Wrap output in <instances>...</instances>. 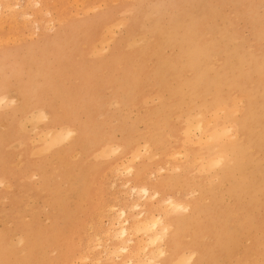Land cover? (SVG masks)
<instances>
[{
    "label": "rangeland",
    "instance_id": "1",
    "mask_svg": "<svg viewBox=\"0 0 264 264\" xmlns=\"http://www.w3.org/2000/svg\"><path fill=\"white\" fill-rule=\"evenodd\" d=\"M27 1L17 0L22 6ZM75 1L42 0L43 12L28 19H36L40 25L38 29L24 19H11L7 13L3 26L0 25L1 40L8 39V36L10 39L3 44L5 53L0 55V59H3L0 60L1 79L6 76L9 79H4L10 81L5 93L10 102L2 103L4 108L0 111V239H4L10 247L12 263L38 264L42 258L49 257L53 259L49 264H79L80 260L84 261L81 262L83 264H112L113 260L121 264L120 259L108 257L102 249V246L114 247L106 237L110 227L108 223L111 225L109 217L112 216L108 217V214H113L109 209L117 204L116 209L131 204L132 197L129 198L131 195L127 193L129 190L124 182L129 179L133 184H146V180L142 179L145 174L154 185L150 186L152 192L158 191L160 199L172 195L187 206L188 211H180L177 216L194 211L199 239L194 249L183 251L182 264H187L189 255L185 254L191 252L194 253L191 262L194 264L196 261L197 264H264V0ZM88 8L91 10L88 11ZM75 13L78 15L75 16ZM109 16L114 31L112 38L104 33L101 23L102 18ZM52 17L53 20H49ZM61 20L63 22L59 23ZM75 26H79V33L84 34H81L77 47L71 44L65 48L70 69L78 68L81 64L96 67L100 58L108 56L116 55L118 61L100 71L97 86L93 89L95 93H90L96 97L98 104L91 111L93 122L86 130L82 128L83 135L78 145L64 157L63 163H59L52 160L51 155L55 150L66 147L68 140L50 150L42 148V140H37L48 129L63 132L59 130L66 124L48 128L50 115L47 113L48 119L41 115L44 110L41 104L26 114L19 111L10 119L12 110L21 103L16 93L17 86L20 81L28 80V71L32 68L31 62H27L22 66V75L17 77L12 67L21 65L19 61L30 53V58H36L42 49L53 51L55 39L64 36L66 30ZM108 35L109 39H106ZM11 38L14 42H11ZM100 40L101 47L97 44ZM194 45H199L202 50L198 61L190 64L185 55L194 49ZM98 46L100 48H95ZM29 47L35 48V51L29 52ZM92 49L102 53L93 55ZM137 68L136 75L131 74L135 79H128L135 86L128 91L129 95L121 88L122 96L120 86L123 87L124 73ZM196 81L200 82L193 90L190 82ZM98 84L102 86L101 89ZM66 85L75 89L83 83L81 77L75 74L68 77ZM82 93L86 91L83 89ZM218 98L226 104L230 103V106L215 107L214 102ZM58 104L55 102L53 109L61 110ZM84 110L78 106V119L71 121V124H85L88 116ZM39 111L40 119L36 118ZM226 111L227 114L232 112L231 116L226 117ZM190 116L203 124L208 116H214L223 126L232 128L233 133L209 142L208 131L200 132L192 126L190 134L196 143L190 141L189 144L185 131H188L187 120ZM194 120L190 122L195 123ZM212 122H206L205 127L211 126ZM244 122L247 123L246 128H241ZM199 134L204 138L203 142L208 141L207 144L196 141L200 138ZM130 135H134L135 140L126 146ZM108 137H111L112 147L116 146L119 150L114 154L106 151L108 156L104 157L101 155V143ZM95 138L98 141L91 143ZM230 143H236L233 152L228 150ZM138 144H141L140 149ZM145 145H148L147 149ZM224 147L227 150L221 153L219 149ZM37 148H40V152ZM136 150L141 153L132 163L134 176L133 172L126 173L127 165L122 167L121 174L114 172L115 167L112 166H116V163L122 165ZM35 151L42 153L36 154ZM217 155L224 156L221 163L217 162ZM211 158L214 160L209 168L202 164V160L206 162ZM137 169L142 171L136 179ZM42 174L49 179L44 187L40 181ZM168 175H171L170 181ZM243 178L247 180V187L243 191L235 190ZM162 180L163 185L156 186ZM250 183L258 185L259 189L252 192L248 189ZM116 194L118 200L113 199ZM123 194L128 196L127 200ZM239 195L244 200L238 201ZM149 199L152 200V197ZM152 201L157 206V201ZM156 206L150 210L151 214L164 212L163 206ZM98 209L104 212L99 210L98 213ZM107 209L110 212L106 213ZM139 211L129 212L135 216ZM227 216L232 221L230 227L237 226L241 221L245 228L253 224H262L263 228L257 233L252 229L251 233L238 234L234 242L230 240L228 249L223 251L217 245L216 238ZM98 218L102 223L96 221ZM89 220H93L91 228ZM54 231H59V234L55 236ZM94 231H105L106 234L103 232L102 236L106 238L101 237L102 248L94 246L95 250L88 249L92 254L88 257L85 248L91 245L90 235H94L91 236V243H95L91 247L97 245L95 240L100 237V233ZM27 233L35 238V243L26 245L21 241ZM136 235L137 241L143 238L139 242L145 243L144 234ZM183 239L191 240L187 234ZM83 250L85 253L82 254ZM143 253L139 254H142L140 259L145 257ZM78 254L82 257L79 261ZM86 254L88 258L83 257ZM98 254H101V259L104 258L102 263L97 262L100 258ZM28 255H32L31 260ZM159 259L156 258L151 264Z\"/></svg>",
    "mask_w": 264,
    "mask_h": 264
},
{
    "label": "bare ground",
    "instance_id": "2",
    "mask_svg": "<svg viewBox=\"0 0 264 264\" xmlns=\"http://www.w3.org/2000/svg\"><path fill=\"white\" fill-rule=\"evenodd\" d=\"M116 1L117 0H115V1L112 0V2H114V3ZM76 2H77V0L75 1V3ZM42 6H43L42 0H34L33 2H31V0H28L26 5H24V6L20 5V3L17 2V0H14V1H12V0H0V25L3 24V22H4L3 19L5 16V13H7L6 15L11 17V19H14L16 21L19 18L24 19L27 22L29 21L30 23L35 24L36 25L35 28L38 29V28H40L38 21L36 19H34L32 21H30L28 19H33L37 13L43 12ZM81 6H82V4L79 7H81ZM33 7H35V8L38 7V8L34 9ZM97 7H101V6H97ZM93 8H95V6ZM93 8L91 7V9H93ZM91 9L88 8V11H90ZM46 12L48 13L47 10H46ZM77 15L75 13V16H77ZM49 20H53V17H52V19L50 18ZM60 22H63V21L61 20V21H59V23ZM101 23H102V28L104 29V33L111 35L112 32H114L113 28H112L113 26H112L110 16L102 18ZM9 27H11V26H9ZM66 32H67V34H65L64 36L61 35V36H59V38H56L54 42L52 41L54 43L53 45L55 46L53 48V51H51L50 49L49 50H45V49L43 50L42 49V50H40V52H41L40 55L37 56L36 58L33 57L34 59L30 58V56H32L31 55L32 53H30L27 56V58H24L20 61L18 60L19 64L21 63V65H19L17 68H16V66L12 67L13 74L17 77H20L22 75V71H23L22 66L27 65L28 64L27 62H29V63L31 62L30 66L32 68L29 69V71H28V80L27 81H20L18 86H17L16 93L19 95V97L21 99V103L18 104L16 109L14 108L12 110L11 115H10V119L14 118L15 115L19 111L23 114H26L30 110H33L34 108L39 106V104H41V106L44 110H42L43 111L42 114H41V111H39L40 113H37V115L41 114L45 119L46 118L48 119L47 113L50 115L49 123L47 124L48 128H51V127L55 128L57 125L66 124V126H62L61 130H59V128H58L59 132L62 130H63V132L58 133V132L53 131V129L52 130L48 129V130H46V132L40 134L38 137V140H37V141H39V139L42 140V148H45V150H50V149H52V147H56L60 142H65L66 140H68L67 145L65 144L66 147L55 150L53 152V154L51 155L52 160H57V161H59V163L60 162L63 163L65 161L64 157L66 158L68 156V154L72 151L73 147L75 145H78V140L83 135V129L82 128H84V130H86L87 127H89V124L93 122L92 116H91V111L93 110V107H97L98 104L96 101V97H92V95L90 93L91 92L95 93L93 91V89L95 86H97L96 79L99 77L100 71L109 67V66H112L113 63L118 61V58L116 57V55L113 57L108 56V57L100 58L97 61L98 65L96 67H93V66H90L87 64H81L80 66H78V68L74 67L73 70L70 69L69 65L67 64L69 57L65 53V48L67 45H71V44L73 45V47H77V45L79 43V39L82 36L81 34H84V33H81V34L79 33V26L76 28L72 27L70 30H66ZM110 35H108V37H105V38L109 39ZM11 36L13 38V35H11ZM15 36L16 35H14V40L16 39ZM29 36H30V33H29L28 37ZM112 36L113 35H111L110 37L112 38ZM12 38H11V42H14V40H12ZM22 38H24V36ZM101 40L103 41V39H101ZM101 40L99 41V43H97L100 45V47L103 46L102 44H100V42H102ZM9 41H10L9 36H8V39L6 38V39L1 40V38H0V55L5 53L6 47H4L3 44H7ZM17 41L19 42V39ZM133 42L134 41H132L131 43H133ZM106 44H107V42H106ZM19 45H21V44H19ZM14 47H16V46H14ZM100 47L98 46L95 48H100ZM29 50H30L29 52H31L33 50L35 51V48L29 47ZM200 50H202V48L199 45H194V49L186 53L185 57L187 58V60L189 61L190 64L192 62H195L196 60L198 61V56H199ZM98 51H100V50L96 51L99 54L100 52H98ZM96 52H95V49H92L93 55ZM0 60H3V59H0ZM11 64H10V66H11ZM138 69L139 68L134 69V70L130 69V71H127L126 73H124L125 79L122 82L123 87L120 86V92H121L122 96H124V93H123L124 90L127 92L131 91L133 89V87L135 86V84L131 83V81H129L128 79H135L133 76H131V74L136 75V72ZM4 70H6V69H4ZM11 73H12V71H11ZM11 73H8V74H11ZM75 74H78L81 77L83 85H80L78 88L76 87L75 89H72L71 87L66 85V82H67V79L70 75H75ZM4 78H6V76H4ZM4 78L1 79V73H0V111H3L2 108H4L1 106V104L5 103V102L7 103V101H8L5 93L7 92V90H6L8 88L7 82L9 81V80L7 81L6 79H9V78H6V79H4ZM16 79H18V78H16ZM55 79L57 81L54 82ZM199 82L200 81L190 82V87L193 90H195L196 85H198L197 83H199ZM10 87H11V85H10ZM10 87H9V89H10ZM98 87H99V89H101L102 86H100L98 84ZM121 88H122L123 92L121 91ZM83 89L86 91L85 94L82 93ZM129 93L130 92H128V95H129ZM84 95H86V96H84ZM11 101L15 102L14 99H11ZM237 101H239V100H236V102ZM8 102H10V101H8ZM55 102L59 103L58 105H60V107H62L61 110H59L58 108L53 109V107L55 106L54 105ZM146 104H148V103H146ZM236 104H238V103H236ZM79 105L81 108L85 109L84 111L88 117L84 121L85 124L74 125V124H71L72 123L71 121L78 119L77 108ZM223 105H225V107H223V108H226V107L230 106V103L226 104L220 98L216 99L214 102L215 107L223 106ZM231 111L233 112V110H231ZM217 112L218 111L214 112L213 115H215V113H217ZM232 112H229L227 114V111H226V113L224 112V114H226L227 115L226 117H228ZM35 113H34V115H36ZM222 113L223 112H221L219 115H221ZM203 114H204V111H203ZM39 115L36 118L40 119L42 117V116L39 117ZM192 116H194V115H192ZM208 117L209 118L207 120H209V121L206 120L207 123H209L211 121L214 122V123L212 122L211 126H208V128L205 127V123H206L205 121H204L205 122L204 124L202 121L197 122L194 120L195 117L192 118L190 116L191 120L190 119L187 120V123H189V125H188L189 127L187 128L188 131H185V132H187L186 133L187 138L186 137L185 138L188 139L187 141H189V144H190V141H193L191 134H190L192 126L195 127L196 129H198L200 132L201 131L203 132L205 130L208 131V134H209L208 139H211V140H209V142L210 141H216V140L222 138L225 134L233 133L232 128L227 127L226 125L223 126L221 121L218 120L217 118H215L214 116H212V117H214V120L212 117L211 118H210V116H208ZM193 120L195 121V123L190 122ZM246 124H247L246 122L242 123L241 128H246ZM76 127H77V130L75 129ZM195 128H193V129H195ZM74 129H75V132L73 131ZM78 130L80 131V134H78ZM198 130H196V131H198ZM191 133H192V131H191ZM199 135H200V138L198 136L197 137L200 140L196 139V141H199V143L202 144L204 138L201 137V134H199ZM194 136H196V135L194 134ZM151 138L155 139L154 136H152ZM186 139H185V142H186ZM134 140H135V136L130 135L128 137V139L126 140L125 145L128 146L129 144H132V142ZM205 140L207 141V138ZM97 141H98V139L95 138L94 140L91 141V143L95 144ZM18 142L19 141L15 142V143H18ZM32 142H35V141H32ZM15 143L12 146H14ZM111 143H112L111 137H108L106 141L101 143V145L103 147V150H102L103 152L101 153V151H100L99 154L101 153V155L105 157V156H108V155H106L107 154L106 151L107 152L110 151L109 154H112V153L114 154L115 151L119 150L116 148L115 145H114L115 147H112ZM193 143L194 144L196 143L195 140L193 141ZM203 143L207 144L208 141L203 142ZM139 145H141V144L137 145L138 148H139ZM235 145H236V143H230L228 145V150H231V152H233ZM46 147H47V149H46ZM147 147H148V145H145L146 149H147ZM42 148H41V150H43ZM37 149H38V152H40L39 151L40 148H37ZM226 150H227L226 147L219 149V151L221 153H224ZM104 151H105V153H104ZM180 151H181V149H180ZM38 152L35 151L34 153H36V154L42 153V152L41 153H38ZM46 152L47 151H44V153H46ZM139 152H140V150H138V152L136 150V153L134 152L135 154L133 153L131 155V158L122 162V165H120L121 163H116V166L114 164V166H112V167H115V171L112 169L110 171H114L118 174L122 171V169L125 168L124 165H127L125 168L126 173L131 174L133 172V176H134L135 173L133 171L132 163L134 160H136L137 157L140 156L141 152L140 153ZM183 152H184V150H183ZM174 153H178V152L175 151ZM74 154L76 155V153H74ZM77 154H78V152H77ZM75 155H74V157H75ZM96 155H98V153H96ZM96 155H94L93 157L95 158ZM172 155H169V157H171ZM173 157H176V156L173 155ZM215 157L217 158L218 155ZM222 157H224V156H222ZM222 157L219 156L217 159L216 158L215 159L217 160V162L221 163V161L224 160V158L222 160ZM213 158H211L210 161L206 160V162L204 160H202V164L209 168L210 163L214 160ZM89 159H91V158H89ZM92 160H93V158H92ZM214 163H215V161H214ZM202 164H201V166H202ZM122 167H124V168H122ZM207 167H206V169H207ZM208 170H210V169H208ZM141 171L142 170L137 169L136 175H135L136 179H137V176L141 175ZM117 174H115V175H117ZM168 176H169L168 181H170L172 179L171 175H168ZM142 179L146 180V182H145L146 184H142V185L133 184L132 180H129V179L124 182L125 188L127 190H129V191L126 190L127 193L129 192V195H131V196H129V198L132 197L130 199L131 204H129L128 206H123V207H119L116 209V207H118L119 204H117L115 207L113 205V203L115 202L114 201L113 203H111L113 205V207L111 206V208H110L108 206L110 208L109 210L111 212H113V214H110V215L108 214V217L111 215L112 216L109 217V222H111V225L109 223H108V225L110 227H108V225H106L107 223L105 224L106 227L109 228L108 229V235L106 237H108V239L111 240L112 244L114 245L113 249H110V247L108 248L106 246L104 248V246L101 245V243H100V240L102 239L101 237H105L102 235H104V233L106 234V232L105 231H102V232L98 231V233H100L99 234L100 237H97L98 240H95L96 237L94 239L95 242H97V245H93L91 247L92 244H95V243H91L93 241V239H92L93 237H91V236H94V235H90L91 239L88 236V238L92 241H90V244H91L90 247L85 248L88 251L87 253L89 254V250H91L90 248H92V250H95L94 246L96 248H99V247L102 248L103 247L102 249L104 250V253L106 252V255L108 257L112 256V257L120 259L121 264H150V262L151 263L154 262L155 259L158 257L161 259L156 261L155 264H175L176 262L179 264V262L180 263L184 262V257H182V256H184L183 251L185 249H188V248L194 249L197 242H198V239H199V230L197 228L195 214L193 213L194 211H191L189 214H186L183 216H177L176 214L180 211H177V209H176V207H174V205L175 206H183L186 208H187V206H185V204L183 202H181L179 199H176L172 195L166 197L165 199H160V194L158 191H155L154 193L152 192L150 186L152 187L154 185L151 182H149L148 176L143 174ZM40 181H41V186L44 187L46 182L49 181V179L45 175L42 174ZM142 181H144V180H142ZM163 183H164V180L160 181V183L156 184V186H158V185L161 186V185H163ZM121 185H122V183H121ZM246 187H247V180H246V178H243L242 181H240V183L234 189L243 191L244 188H246ZM248 189L251 190L252 192H255V189L258 190L259 186L255 185L253 183H250V187ZM126 191L124 192L125 194H127ZM121 193H123V192L121 191ZM248 194H251V193H248ZM114 196L115 197H113V199L115 198L116 200H118L117 194ZM123 196H124V194H123ZM150 196L152 197V200L157 201V203H158V204L156 203L157 206L155 204H153L154 202L152 200L149 199V198H151ZM127 197H125L124 199H126ZM250 199L253 200L252 196ZM242 200H244V197L242 195H239L238 201H242ZM154 205L156 206V208L158 206L159 207L163 206L164 212H158L159 214L156 213V215L151 214L150 210L155 208ZM102 206H103V204H102ZM102 206H101V208H102ZM108 207H106V208H108ZM103 208H104V206H103ZM113 209H115V211H113ZM99 210L102 211L101 209H98L97 212ZM103 210H105V208ZM109 210L107 209L106 213ZM133 210H140V211L137 212V215L134 216L133 214L130 213ZM161 211H163V210H161ZM102 212H104V211H102ZM102 212H100V213H102ZM121 212L123 213L122 217L120 215ZM101 216H103V215H101ZM101 218L103 220V217H100V220H101ZM131 218H132V220H131ZM90 219H91V217H90ZM110 219H111V221H110ZM91 221L93 222V220H91ZM91 221L88 224H90ZM96 221L102 223L101 221H99V218ZM107 222H108V220H107ZM231 222L232 221H231L230 217L227 216L223 220L220 230L217 231L219 233V236H217V238H216V243L221 249H223V251L228 249L230 240L233 239V242H234V239L237 237L238 234L240 235V234H243L244 232L251 233L252 229L256 230L255 232L257 233L259 229L263 228L262 224L261 225L260 224H258V225L253 224L250 227L245 228L243 226V222H241V221H238L237 226L235 225L233 227H230ZM85 226H86V224H85ZM87 226H89V225H87ZM96 226H98V225H96ZM91 227H93L92 224H90V228ZM87 228H89V227H87ZM101 230H104V229L102 228ZM105 230H106V228H105ZM186 231H188V233H186ZM121 232L124 233V235L122 237L119 235ZM87 233L88 232H86V234ZM95 233H97V232H95ZM137 233L138 234L142 233L145 235V237H146L145 243H140L143 241V238L139 239V240H141L140 242H139V240L137 241V239H138V237H137L138 235H136ZM54 234H55V236H57L59 234V231H54ZM91 234H93V233H91ZM185 234H187V237L191 238L190 241H186L185 239H183V236ZM135 235L137 237L136 238L137 242L134 240ZM109 240H107L104 243H107ZM21 241L25 242L24 244L28 245L31 243H35V238H33V236L30 237V235L27 233L26 236L24 235V237L21 238ZM152 241H155V243H152ZM162 242H164L165 246H164V244H161ZM86 243H88V242H86ZM86 243H85V245H87ZM104 243L102 242L103 245H105ZM88 246H89V244H88ZM99 249H97V250H99ZM84 250L82 251V254H83V252L85 253L86 250L85 251ZM141 252H144L143 254L145 257L143 256L144 257L143 259H140V257H139L142 255V254L139 255ZM99 253H100V251H99ZM88 254L84 255L83 257H85V256H86V258L90 257L91 253L89 255ZM193 254L194 253H192V252L190 254H187V255L185 254V256L189 255L187 257V260L185 257L187 264L189 261L192 262L193 257H194ZM44 255L46 256V254H44ZM87 255H88V257H87ZM99 255H101V254H98V256ZM263 255H264V249H263ZM77 257H79L78 261H79V259L82 258L81 256H79V254ZM108 257H107V259H109ZM28 258H29V260H31L32 255H28ZM47 258L48 259H46L45 257L42 258L40 260L41 262L38 264H49V263L53 262L52 261L53 259H51L49 257H47ZM96 258H98V257L96 256L95 260H97ZM102 259H104V258H102ZM102 259L100 257L97 260V262L102 263L103 262ZM80 261L84 262L82 260H80ZM12 262H13V259H12L10 247H8L6 245V241L4 239H0V264H13ZM115 262L116 261L113 260L112 264H114ZM91 263H93V262L91 261ZM72 264H73V262H72ZM81 264H83V263H81ZM115 264H118V263H115ZM191 264H194V263H191ZM195 264H197V261Z\"/></svg>",
    "mask_w": 264,
    "mask_h": 264
},
{
    "label": "clouds",
    "instance_id": "3",
    "mask_svg": "<svg viewBox=\"0 0 264 264\" xmlns=\"http://www.w3.org/2000/svg\"><path fill=\"white\" fill-rule=\"evenodd\" d=\"M174 207H176L177 211H182V212H185V209H186V207H183V206H175L174 205ZM113 211H115V209H113ZM120 215L122 217L123 216V213L121 212ZM119 235L122 237L124 235V233L121 232ZM152 243H155V241H152ZM150 264H151V262H150ZM188 264H191V261H189Z\"/></svg>",
    "mask_w": 264,
    "mask_h": 264
},
{
    "label": "snow or ice",
    "instance_id": "4",
    "mask_svg": "<svg viewBox=\"0 0 264 264\" xmlns=\"http://www.w3.org/2000/svg\"><path fill=\"white\" fill-rule=\"evenodd\" d=\"M187 211H188V209L186 208V209H185V212H187Z\"/></svg>",
    "mask_w": 264,
    "mask_h": 264
}]
</instances>
